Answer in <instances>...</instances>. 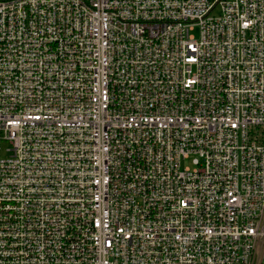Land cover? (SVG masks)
I'll list each match as a JSON object with an SVG mask.
<instances>
[{"label":"built area","instance_id":"obj_1","mask_svg":"<svg viewBox=\"0 0 264 264\" xmlns=\"http://www.w3.org/2000/svg\"><path fill=\"white\" fill-rule=\"evenodd\" d=\"M0 264H264V0H0Z\"/></svg>","mask_w":264,"mask_h":264},{"label":"rangeland","instance_id":"obj_2","mask_svg":"<svg viewBox=\"0 0 264 264\" xmlns=\"http://www.w3.org/2000/svg\"><path fill=\"white\" fill-rule=\"evenodd\" d=\"M192 34L194 36H197V30H195ZM192 160H193V158H189L188 160L182 162L181 166L183 168L187 167L189 169H193L194 168V164L192 163Z\"/></svg>","mask_w":264,"mask_h":264}]
</instances>
